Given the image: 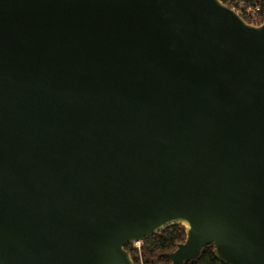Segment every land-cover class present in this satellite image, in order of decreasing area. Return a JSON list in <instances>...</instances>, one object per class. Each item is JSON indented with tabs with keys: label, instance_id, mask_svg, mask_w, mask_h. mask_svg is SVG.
<instances>
[{
	"label": "water",
	"instance_id": "water-1",
	"mask_svg": "<svg viewBox=\"0 0 264 264\" xmlns=\"http://www.w3.org/2000/svg\"><path fill=\"white\" fill-rule=\"evenodd\" d=\"M264 264V22L222 0H0V264Z\"/></svg>",
	"mask_w": 264,
	"mask_h": 264
},
{
	"label": "trees",
	"instance_id": "trees-1",
	"mask_svg": "<svg viewBox=\"0 0 264 264\" xmlns=\"http://www.w3.org/2000/svg\"><path fill=\"white\" fill-rule=\"evenodd\" d=\"M228 6L243 10L248 5H254L256 0H222ZM242 1L245 2L242 5ZM261 2V11L256 19L245 13L240 15L251 24H262L264 22V0ZM186 239L185 227L182 224L171 225L164 230L145 238L140 246L134 243L128 244L125 248L129 251L136 264H171L170 260L163 256V253L174 251L178 245ZM186 264H225L215 254L213 245L207 246L200 256Z\"/></svg>",
	"mask_w": 264,
	"mask_h": 264
},
{
	"label": "built area",
	"instance_id": "built-area-1",
	"mask_svg": "<svg viewBox=\"0 0 264 264\" xmlns=\"http://www.w3.org/2000/svg\"><path fill=\"white\" fill-rule=\"evenodd\" d=\"M245 2L242 1V5H244ZM261 2L259 0H256L254 5H248L246 6L243 10L241 9V11L238 9L236 10L239 14L240 12L245 13L248 16H251L252 18L256 19L259 15V12L261 11ZM234 9V8H233ZM140 246V245H137Z\"/></svg>",
	"mask_w": 264,
	"mask_h": 264
},
{
	"label": "bare ground",
	"instance_id": "bare-ground-1",
	"mask_svg": "<svg viewBox=\"0 0 264 264\" xmlns=\"http://www.w3.org/2000/svg\"><path fill=\"white\" fill-rule=\"evenodd\" d=\"M135 243H137V244H141V241H138V242H135Z\"/></svg>",
	"mask_w": 264,
	"mask_h": 264
},
{
	"label": "rangeland",
	"instance_id": "rangeland-1",
	"mask_svg": "<svg viewBox=\"0 0 264 264\" xmlns=\"http://www.w3.org/2000/svg\"><path fill=\"white\" fill-rule=\"evenodd\" d=\"M141 243H142V242H141ZM134 244H135L136 246H137V245H141V244H137V243H134Z\"/></svg>",
	"mask_w": 264,
	"mask_h": 264
}]
</instances>
